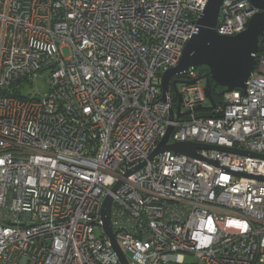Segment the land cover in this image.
I'll return each instance as SVG.
<instances>
[{
	"label": "built area",
	"instance_id": "obj_1",
	"mask_svg": "<svg viewBox=\"0 0 264 264\" xmlns=\"http://www.w3.org/2000/svg\"><path fill=\"white\" fill-rule=\"evenodd\" d=\"M206 3L0 0V264H123L108 195L128 264H264V39L245 92L211 108L189 68L180 106L172 86L162 97ZM258 11L223 0L216 31ZM45 73L48 90L27 93ZM170 126L167 144L237 151L150 159Z\"/></svg>",
	"mask_w": 264,
	"mask_h": 264
},
{
	"label": "water",
	"instance_id": "obj_2",
	"mask_svg": "<svg viewBox=\"0 0 264 264\" xmlns=\"http://www.w3.org/2000/svg\"><path fill=\"white\" fill-rule=\"evenodd\" d=\"M250 1L259 11L252 16L244 31L231 36L219 34L216 31L219 10L223 0H207L206 6L198 18V29L187 42L179 63L163 74V99L166 98V94L172 86L178 96V107L180 106L181 95L178 91V83L182 82L180 78L187 73L189 68L194 69L199 78L206 79L205 93L211 102V108L216 107L215 96H223L232 90L246 91V81L255 68L257 54L261 49L260 43L264 39V0ZM173 77L175 79L172 80ZM199 108L201 107L198 106L196 109ZM170 119H174L173 110L170 112ZM172 130L173 127L170 126L163 140L150 155V159H154L167 150L193 157H199L198 149L237 151L223 146L193 142L167 144ZM137 169L132 170L130 173ZM116 188L117 186L113 189ZM112 202L111 195H108L103 202L101 210L103 227L121 262L128 264L113 232L111 222Z\"/></svg>",
	"mask_w": 264,
	"mask_h": 264
},
{
	"label": "rangeland",
	"instance_id": "obj_3",
	"mask_svg": "<svg viewBox=\"0 0 264 264\" xmlns=\"http://www.w3.org/2000/svg\"><path fill=\"white\" fill-rule=\"evenodd\" d=\"M63 53H64V56L66 58L70 57V55H71L69 48H64ZM46 75H47V73L43 74V76L36 78L33 81L32 85H26L25 91L27 93H32V94H35V93L43 94V93H45L48 90V86H49L48 80L45 78ZM173 94H175V91H173ZM95 231L98 235L101 234L100 229H96ZM193 262H194V257L192 255H187L186 256V264H191Z\"/></svg>",
	"mask_w": 264,
	"mask_h": 264
},
{
	"label": "trees",
	"instance_id": "obj_4",
	"mask_svg": "<svg viewBox=\"0 0 264 264\" xmlns=\"http://www.w3.org/2000/svg\"><path fill=\"white\" fill-rule=\"evenodd\" d=\"M215 101L216 103L219 105L221 102H222V96L218 97V96H215ZM201 112L204 113L205 115L209 116L211 115V111H210V108L208 107H204L201 109Z\"/></svg>",
	"mask_w": 264,
	"mask_h": 264
},
{
	"label": "flooded vegetation",
	"instance_id": "obj_5",
	"mask_svg": "<svg viewBox=\"0 0 264 264\" xmlns=\"http://www.w3.org/2000/svg\"><path fill=\"white\" fill-rule=\"evenodd\" d=\"M175 79V77L172 78V80Z\"/></svg>",
	"mask_w": 264,
	"mask_h": 264
}]
</instances>
